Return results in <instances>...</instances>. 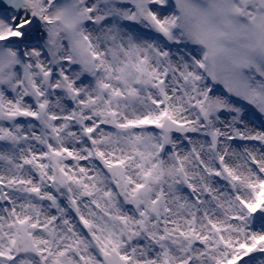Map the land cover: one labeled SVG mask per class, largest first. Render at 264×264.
<instances>
[{
    "label": "snow or ice",
    "instance_id": "6c2138e0",
    "mask_svg": "<svg viewBox=\"0 0 264 264\" xmlns=\"http://www.w3.org/2000/svg\"><path fill=\"white\" fill-rule=\"evenodd\" d=\"M0 264H264V0H0Z\"/></svg>",
    "mask_w": 264,
    "mask_h": 264
}]
</instances>
